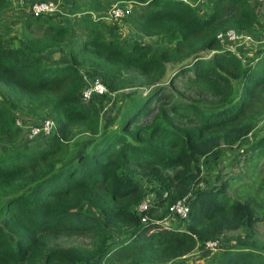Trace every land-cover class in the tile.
<instances>
[{
  "label": "trees",
  "instance_id": "obj_1",
  "mask_svg": "<svg viewBox=\"0 0 264 264\" xmlns=\"http://www.w3.org/2000/svg\"><path fill=\"white\" fill-rule=\"evenodd\" d=\"M18 1L0 0V23ZM255 1L67 0V23L28 14L15 45L0 38V145L10 147L0 153V264H168L264 224V135L229 162H244L238 197L228 194L236 176L201 175L264 116V46L241 56L217 38L254 32ZM115 3L129 4L120 19L140 39L101 29ZM49 49L67 62L45 65ZM91 79L106 92L82 100ZM132 87L101 133L98 99ZM16 114L53 131L21 146ZM82 134L91 142L75 156ZM178 201L187 211L171 217ZM218 249L200 264H264L256 246Z\"/></svg>",
  "mask_w": 264,
  "mask_h": 264
},
{
  "label": "rangeland",
  "instance_id": "obj_2",
  "mask_svg": "<svg viewBox=\"0 0 264 264\" xmlns=\"http://www.w3.org/2000/svg\"><path fill=\"white\" fill-rule=\"evenodd\" d=\"M56 2V10L51 13L50 15L52 18H54L57 21H61L62 23H67L71 17L72 14H70L69 6L67 5V0H54ZM192 3L197 2L198 4L201 2H207V0H188ZM123 7L129 8L128 3H121ZM4 21L0 23V38L4 42L5 46H11L16 44V40L19 38V28L22 23V20L26 17H28V5L24 0H19L17 3H14V6L12 8V12H10ZM86 14V13H85ZM104 22H102V30L106 33H109L115 37H118L119 40L129 43L133 40L140 39L138 35L133 32L131 29L128 28V26L124 23L122 19L117 21H111L108 18L101 19ZM50 58L49 54L45 55V59L48 60ZM57 62H61L60 57H57ZM136 89L134 87L123 89L116 91L114 93H110L106 97H103L101 102L99 103V116H100V122H99V128L100 132H105L109 128H113V126L116 124V119L118 112L120 110L121 102L123 99L131 94ZM97 99V98H96ZM94 99L93 101H97ZM211 108V107H210ZM21 114H16L15 119L17 121V124L20 126H23V139L21 146L28 145L34 142L37 138H40L41 135L27 138L28 134V128L25 127L26 123L32 124L37 123L39 124L38 120L35 119L33 122H26V118L21 119ZM42 119V118H41ZM264 135V116L262 120L258 123V125L255 127L253 132L247 136L246 139H243L241 142L240 148L236 150L235 147L231 148L230 150H224L221 154H219L217 157H211L206 162H203L201 165V175L203 178H206L207 180L212 179L213 174L219 169L222 168L221 172H227L231 176H236L237 179L232 180L231 188L228 190V194L232 197H238V194L235 190V186L237 184L246 182L248 179L242 178V174L245 172V166L244 162L241 161L239 166L235 167V169H232V166H229L230 161H234L238 159L237 152H241V150H246L248 146L250 145L249 142H251L254 138L260 137ZM76 139H78V144L76 146L75 150V156H77L80 153H83L86 151V149L89 147V144L91 142V137H88V135H78L76 136ZM249 143V144H248ZM10 150L9 146L0 145V153H5ZM243 152V151H242ZM241 154V153H240ZM234 157L232 160L231 158ZM259 172L257 179H255V183H257L258 180H260L261 176L264 174V159L259 161ZM251 178V177H250ZM250 180V179H249ZM255 183L252 184V189L254 190ZM81 210H87L90 211L89 208L86 205H82ZM172 226H178V221L175 219H171ZM179 227H181L179 225ZM256 246L259 249L264 250V224L257 225L256 229L253 230V232H249L243 229H239L236 231H228L226 232L219 241V249H225L230 247H252ZM209 249H203L202 251H194L187 256H184L180 259H176L168 264H200L208 255H211L215 251H208Z\"/></svg>",
  "mask_w": 264,
  "mask_h": 264
},
{
  "label": "built area",
  "instance_id": "obj_3",
  "mask_svg": "<svg viewBox=\"0 0 264 264\" xmlns=\"http://www.w3.org/2000/svg\"><path fill=\"white\" fill-rule=\"evenodd\" d=\"M26 4L28 5V13L32 15L33 17H38L40 15H48L53 13L56 10V2L54 0H24ZM264 2V0H258ZM125 7L122 5L115 3L113 4L108 12L105 14V16H102V18H108L111 21L120 19L125 11ZM219 40V44H225L231 41H234L238 38V33H236L233 30H228L225 33H220L217 36ZM106 92L104 86L97 80L91 79L86 82L85 87L81 91V98L82 100H89L92 97H99L102 96ZM39 124L37 123H26V126L28 128V134L27 138H32L38 135L41 136H48L51 134L54 128V124L52 121L42 118L38 120ZM15 123L17 124V121L15 119ZM20 126V125H18ZM23 127V126H20ZM146 206V201L143 200L140 202L138 209L139 211H142ZM171 210V217L177 215L179 217H182L185 215L187 209L185 207V204L182 201H178L175 204H173L170 207ZM219 242L216 241H207L205 243V248L209 249L210 251H214L218 248Z\"/></svg>",
  "mask_w": 264,
  "mask_h": 264
},
{
  "label": "crops",
  "instance_id": "obj_4",
  "mask_svg": "<svg viewBox=\"0 0 264 264\" xmlns=\"http://www.w3.org/2000/svg\"><path fill=\"white\" fill-rule=\"evenodd\" d=\"M253 8L258 21L256 30L254 32L243 31L238 33L236 40L220 45L222 49H228L234 54L241 55L240 52L242 51L249 53L254 48L264 46V2L256 0ZM46 54L50 55L48 60L45 59ZM57 57H60L61 62H57ZM42 59L45 65H60L67 62V54L65 51L49 49L42 54ZM23 117L26 118V122L31 121L30 117Z\"/></svg>",
  "mask_w": 264,
  "mask_h": 264
}]
</instances>
